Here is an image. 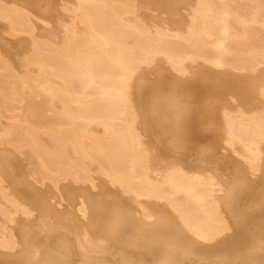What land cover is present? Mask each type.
Masks as SVG:
<instances>
[{
	"label": "bare ground",
	"instance_id": "1",
	"mask_svg": "<svg viewBox=\"0 0 264 264\" xmlns=\"http://www.w3.org/2000/svg\"><path fill=\"white\" fill-rule=\"evenodd\" d=\"M0 28V264H264V0H0Z\"/></svg>",
	"mask_w": 264,
	"mask_h": 264
},
{
	"label": "rangeland",
	"instance_id": "2",
	"mask_svg": "<svg viewBox=\"0 0 264 264\" xmlns=\"http://www.w3.org/2000/svg\"><path fill=\"white\" fill-rule=\"evenodd\" d=\"M10 40H13V42H10ZM0 46L2 49H4L7 53H9L12 57L13 62L16 65H20V60L23 57L22 55V49H23V45L19 43H17L14 39H11L8 37V35L6 33H4L3 29L0 28ZM210 77L213 79H222L225 81H234L236 80V78H233L229 75H223V76H217L215 74H210Z\"/></svg>",
	"mask_w": 264,
	"mask_h": 264
}]
</instances>
